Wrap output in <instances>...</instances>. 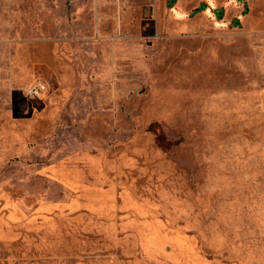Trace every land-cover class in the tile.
Returning <instances> with one entry per match:
<instances>
[{
	"label": "rangeland",
	"instance_id": "rangeland-1",
	"mask_svg": "<svg viewBox=\"0 0 264 264\" xmlns=\"http://www.w3.org/2000/svg\"><path fill=\"white\" fill-rule=\"evenodd\" d=\"M0 264H264V0H0Z\"/></svg>",
	"mask_w": 264,
	"mask_h": 264
}]
</instances>
